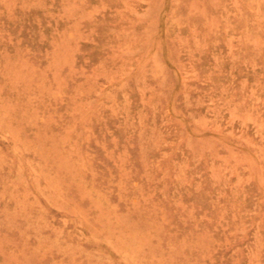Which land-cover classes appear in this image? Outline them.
I'll return each mask as SVG.
<instances>
[{
	"label": "rangeland",
	"instance_id": "1",
	"mask_svg": "<svg viewBox=\"0 0 264 264\" xmlns=\"http://www.w3.org/2000/svg\"><path fill=\"white\" fill-rule=\"evenodd\" d=\"M0 264H264V0H0Z\"/></svg>",
	"mask_w": 264,
	"mask_h": 264
}]
</instances>
